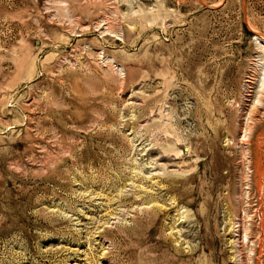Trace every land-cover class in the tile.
I'll return each mask as SVG.
<instances>
[{"label":"rangeland","instance_id":"obj_1","mask_svg":"<svg viewBox=\"0 0 264 264\" xmlns=\"http://www.w3.org/2000/svg\"><path fill=\"white\" fill-rule=\"evenodd\" d=\"M264 0H0V264H264Z\"/></svg>","mask_w":264,"mask_h":264},{"label":"bare ground","instance_id":"obj_2","mask_svg":"<svg viewBox=\"0 0 264 264\" xmlns=\"http://www.w3.org/2000/svg\"><path fill=\"white\" fill-rule=\"evenodd\" d=\"M262 75H263V77H262V79H261V82H263V81H264V72H263V74H262Z\"/></svg>","mask_w":264,"mask_h":264}]
</instances>
